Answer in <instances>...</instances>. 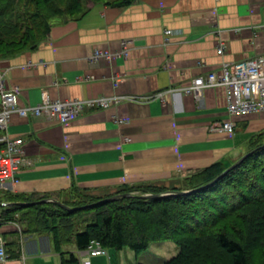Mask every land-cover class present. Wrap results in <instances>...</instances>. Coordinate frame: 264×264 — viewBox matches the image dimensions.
Wrapping results in <instances>:
<instances>
[{
	"label": "crops",
	"instance_id": "1",
	"mask_svg": "<svg viewBox=\"0 0 264 264\" xmlns=\"http://www.w3.org/2000/svg\"><path fill=\"white\" fill-rule=\"evenodd\" d=\"M88 6L79 19L52 25L34 49L0 58L3 84L19 90L23 105H36L42 93L115 101L86 108L63 125L11 115L7 133L23 139L28 163L0 188V213L13 204L10 197L61 203L74 188L106 199L126 186L175 185L217 163L233 164L264 132V113L233 117L232 134L211 129L227 118L222 87L205 89L200 100L179 91L222 62L264 51V0ZM95 50L110 56L93 60ZM0 236L8 255L0 264H61V253L79 261L74 243L58 252L51 234L27 231L19 222L0 221ZM105 251L89 264H124L119 252Z\"/></svg>",
	"mask_w": 264,
	"mask_h": 264
},
{
	"label": "trees",
	"instance_id": "2",
	"mask_svg": "<svg viewBox=\"0 0 264 264\" xmlns=\"http://www.w3.org/2000/svg\"><path fill=\"white\" fill-rule=\"evenodd\" d=\"M133 1L88 0L114 6ZM88 11L87 0H0V58L34 49L52 25ZM249 144L248 152H253L243 162L197 192L180 194L206 186L232 163L187 176L179 187L126 186L117 194L131 196L105 204H97L104 198L74 188L59 200L68 210L52 202L37 203L48 197H10L13 204L2 210L0 221L51 234L58 252L69 243L83 251L97 241L106 250L129 248L138 254L151 243L171 240L179 252L164 264H251L254 258L264 264V132ZM145 194L171 195L141 197ZM61 256V264H79L72 253Z\"/></svg>",
	"mask_w": 264,
	"mask_h": 264
},
{
	"label": "built area",
	"instance_id": "3",
	"mask_svg": "<svg viewBox=\"0 0 264 264\" xmlns=\"http://www.w3.org/2000/svg\"><path fill=\"white\" fill-rule=\"evenodd\" d=\"M170 33L169 30L165 31V35ZM224 51L225 43L220 39L216 53L221 56ZM109 56L108 52L95 50L92 57L96 60ZM3 75L0 71V188L15 182L19 170L28 163L23 139L7 133L11 115L17 114L24 118L41 117L48 122L63 125L77 118L86 108H107L115 101L107 97L86 100L52 99L42 93L36 105H23L17 88H5ZM217 87L225 90L227 118L211 129L232 134L235 129L233 117L264 113V51L251 59L222 62L219 70L194 78L179 91L200 100L205 89ZM105 250L97 241H91L86 250L79 252V261L81 264H89L90 257L106 255ZM7 257L5 241L0 236V263L5 262Z\"/></svg>",
	"mask_w": 264,
	"mask_h": 264
},
{
	"label": "rangeland",
	"instance_id": "4",
	"mask_svg": "<svg viewBox=\"0 0 264 264\" xmlns=\"http://www.w3.org/2000/svg\"><path fill=\"white\" fill-rule=\"evenodd\" d=\"M87 3L89 4L88 0ZM179 186L180 183L175 185L170 184L168 187ZM113 252H119V258L121 261L123 260L124 264H164L176 257L178 255L179 249L173 241L163 240L151 243L145 251L138 254L129 248H124L120 251L114 250ZM254 259L251 264H260L257 259Z\"/></svg>",
	"mask_w": 264,
	"mask_h": 264
},
{
	"label": "water",
	"instance_id": "5",
	"mask_svg": "<svg viewBox=\"0 0 264 264\" xmlns=\"http://www.w3.org/2000/svg\"><path fill=\"white\" fill-rule=\"evenodd\" d=\"M264 146V145H263ZM253 152L252 151H249L248 153H246L245 155H243L241 158H239L237 161H235L232 165H230L224 172H222L219 176H217L212 182L208 183L206 186H203V187H200V188H197V189H193V190H188V191H182L180 192V194H190L192 192H197V191H200L204 188H207L209 186H211L212 184H214L219 178L225 176L229 171H231L232 169H234L236 166H238L241 162H243V160L245 158H247L251 153ZM167 195H171V194H164V195H153V194H145V195H142L141 197L143 198H156V197H162V196H167ZM128 196H131L130 194H118V195H115V196H112L110 198H106L104 200H100L97 204H105V203H108V202H113L119 198H123V197H128ZM50 200H42L40 201L41 203H44V202H48ZM58 205H60L61 207H63L64 209L68 210L69 208L64 206L63 204L59 203V202H56ZM96 204H92L90 206H95Z\"/></svg>",
	"mask_w": 264,
	"mask_h": 264
}]
</instances>
